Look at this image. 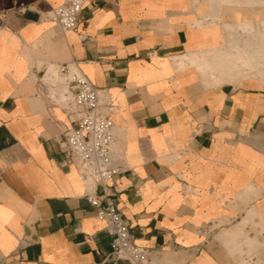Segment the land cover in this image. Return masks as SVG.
Segmentation results:
<instances>
[{
  "label": "crops",
  "instance_id": "0c3cea01",
  "mask_svg": "<svg viewBox=\"0 0 264 264\" xmlns=\"http://www.w3.org/2000/svg\"><path fill=\"white\" fill-rule=\"evenodd\" d=\"M61 2L0 0V264H127L107 257L113 236L65 152L71 124L38 90L63 63L114 105L122 167L94 194L114 200L147 264H244L249 224H264V80L177 70L220 32L195 25L202 2L86 0L70 31L51 17Z\"/></svg>",
  "mask_w": 264,
  "mask_h": 264
},
{
  "label": "built area",
  "instance_id": "2783aa9c",
  "mask_svg": "<svg viewBox=\"0 0 264 264\" xmlns=\"http://www.w3.org/2000/svg\"><path fill=\"white\" fill-rule=\"evenodd\" d=\"M85 1L62 0L52 9L51 17L61 30L77 27ZM47 74L38 81V90L64 110L71 124L64 131L65 152L80 177L88 181L87 201L97 208V218L113 236L107 257L127 264H147L149 249L135 242L114 200L94 194L97 186L105 188L122 167L113 147L114 105L110 97L70 64H57Z\"/></svg>",
  "mask_w": 264,
  "mask_h": 264
},
{
  "label": "bare ground",
  "instance_id": "6f19581e",
  "mask_svg": "<svg viewBox=\"0 0 264 264\" xmlns=\"http://www.w3.org/2000/svg\"><path fill=\"white\" fill-rule=\"evenodd\" d=\"M204 1L207 2L208 7L202 9V11H199L200 17L197 20L196 25L198 27H203L207 18L212 17V19H210L211 22L208 24V26H220V32L217 35L215 42L210 49H206V51L203 49L195 53H190L188 55L181 56L176 60L175 65H180L182 70H200L203 64L208 63L210 65H213L217 63V60L221 56V58H223L221 59L219 67L216 69L213 67L214 69L212 72L213 77L221 79L224 76L231 74V71L233 70L235 64L239 67H245L247 64H254L255 62L260 63L261 61L259 60L264 59V0H258V2L257 0ZM256 3H259L257 7ZM223 14H226L231 19H235L238 15H243L246 18L247 16H255L256 19L253 20V18H245L244 20H239L235 22L224 21L223 24H220ZM254 22L257 25L256 27ZM236 28H241L242 30V35L238 37V39L235 37L236 30L234 29ZM224 34H227L228 38H230L228 40L229 49H235L238 54H230L227 52L225 53L224 50L227 49H223V37H225ZM222 51L224 53L223 55ZM254 59L258 60L254 61ZM212 81L214 80L212 79ZM85 183L88 186V181H85Z\"/></svg>",
  "mask_w": 264,
  "mask_h": 264
},
{
  "label": "rangeland",
  "instance_id": "374dc122",
  "mask_svg": "<svg viewBox=\"0 0 264 264\" xmlns=\"http://www.w3.org/2000/svg\"><path fill=\"white\" fill-rule=\"evenodd\" d=\"M194 1L196 3H199V2L201 3V0H199V2H198V0H194ZM257 2H258V0H257ZM202 3L205 5V7H208L206 1L202 0ZM256 4H257L256 5V7H257L259 5V3H256ZM223 15H224L223 17L225 19L228 18L226 16V14H223ZM257 17H258V15H257ZM251 18H253V20L256 19V17H247L246 19H251ZM210 19H212V17H208L207 18V20L205 21V25L204 26L208 25L211 22ZM239 20H241V19H239ZM229 21H234L235 22L236 19H230L229 18ZM220 22H221L220 24H223L224 23L223 20H221ZM196 24H197V21L195 22V25ZM256 26L257 25L255 23V27ZM234 30L238 31V32L235 31V33H236V36L235 37L238 39V37H240L242 35V30H241V28H236ZM226 35H225V37H223V49H227V50H224L225 53L227 52V53H230V54H238V52L235 49H233L234 52H233L232 49H229V42H228V40L230 38H228V35L227 36ZM226 37H227V39H226ZM201 50H203V49H201ZM204 50L206 51V49H204ZM223 54L224 53L222 51V55ZM240 54H241V52H240ZM222 58L220 56V58L217 60V63H215L213 65H210V64L206 63V64H203L202 65V68L200 70H195V69H191V70L196 71V73L202 79H204V80H211V85H213V86L214 85H217V84L226 83V82H232V83H234L233 81H235L239 77L242 78L243 76L245 78L259 77L260 79H262V81L264 80V59H260L259 60V61H261L260 63H256L255 62L254 64H247L245 67H239L238 65L235 64V66L233 67V70L231 71V74H229L227 76H224L221 79H218L216 77H213V75H212L213 69L214 68L216 69V68L219 67V64H220ZM257 60L258 59H254V61H257ZM176 67H177V70L178 71H183L181 69V66L180 65H177ZM212 79L214 81H212ZM249 225L251 227L250 231L253 232V236L255 238L257 237L258 239H255V241L253 243H249L248 246L245 247L244 250H242L243 256H244L243 257L244 258V264H264V224L262 223V221H258V222L257 221H255V222L252 221L251 224H249Z\"/></svg>",
  "mask_w": 264,
  "mask_h": 264
}]
</instances>
